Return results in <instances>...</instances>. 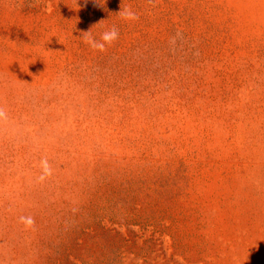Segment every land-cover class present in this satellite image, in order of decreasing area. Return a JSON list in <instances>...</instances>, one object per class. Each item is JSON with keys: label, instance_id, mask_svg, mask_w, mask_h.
<instances>
[{"label": "rangeland", "instance_id": "obj_1", "mask_svg": "<svg viewBox=\"0 0 264 264\" xmlns=\"http://www.w3.org/2000/svg\"><path fill=\"white\" fill-rule=\"evenodd\" d=\"M0 107V264H264V0H0Z\"/></svg>", "mask_w": 264, "mask_h": 264}, {"label": "clouds", "instance_id": "obj_2", "mask_svg": "<svg viewBox=\"0 0 264 264\" xmlns=\"http://www.w3.org/2000/svg\"><path fill=\"white\" fill-rule=\"evenodd\" d=\"M121 19L125 22H132L139 19V15L132 10L131 7H126L118 13ZM81 39L94 51L104 52L108 46H111L119 38V29L116 26L105 30L100 34L99 39L95 38L91 30L83 32ZM5 116L3 107H0V118ZM45 171L47 172V165H45ZM21 221L26 223L27 226H31L33 223L31 218H21Z\"/></svg>", "mask_w": 264, "mask_h": 264}]
</instances>
